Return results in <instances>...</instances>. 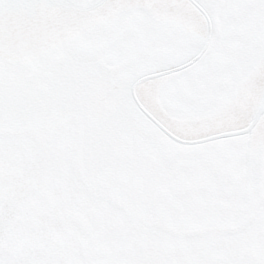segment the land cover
Returning <instances> with one entry per match:
<instances>
[{"label":"snow or ice","instance_id":"1","mask_svg":"<svg viewBox=\"0 0 264 264\" xmlns=\"http://www.w3.org/2000/svg\"><path fill=\"white\" fill-rule=\"evenodd\" d=\"M0 264H264V0H0Z\"/></svg>","mask_w":264,"mask_h":264}]
</instances>
